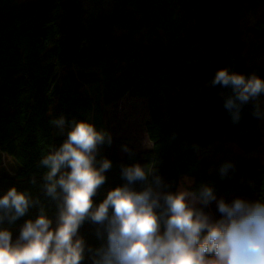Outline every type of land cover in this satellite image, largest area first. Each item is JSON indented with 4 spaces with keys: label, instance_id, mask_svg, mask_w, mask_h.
Returning a JSON list of instances; mask_svg holds the SVG:
<instances>
[{
    "label": "trees",
    "instance_id": "16d2710c",
    "mask_svg": "<svg viewBox=\"0 0 264 264\" xmlns=\"http://www.w3.org/2000/svg\"><path fill=\"white\" fill-rule=\"evenodd\" d=\"M245 1L117 0L107 14L87 21L79 0H0V152L18 164L16 174H0V195L15 186L38 198L54 218L55 204L42 191L40 160L66 133L51 121L63 116L66 127L83 120L105 131L104 108L129 96L147 103L151 146L136 151L112 137L111 145L100 147L97 161L107 158L112 167L96 203L125 183L121 166L136 163L155 167L167 191L176 192L189 177L190 190L211 186L217 200H264V163L255 155L263 143L257 106L243 104L234 120L225 108L231 88L211 83L222 68L264 79V67L245 58L239 16ZM221 143L244 155L211 161L207 149ZM225 164L232 167L222 176ZM196 207L221 218L216 201ZM37 215L32 207L12 224L5 221L13 242ZM79 235L93 249L102 243L89 221ZM82 264H92L87 252Z\"/></svg>",
    "mask_w": 264,
    "mask_h": 264
},
{
    "label": "clouds",
    "instance_id": "9594fccd",
    "mask_svg": "<svg viewBox=\"0 0 264 264\" xmlns=\"http://www.w3.org/2000/svg\"><path fill=\"white\" fill-rule=\"evenodd\" d=\"M211 83L231 88L225 108L234 120L249 102L256 104L254 114L260 116L264 79L222 68ZM51 123L64 132L63 116ZM111 143L110 133L73 120L66 139L42 157V191L55 204L54 218L38 198L15 186L0 195V264H82L86 252L92 264H264V200L236 198L227 203L217 200L208 185L167 191L155 167L136 163L122 165L125 183L96 203L94 197L106 182L104 173L112 167L107 158L97 161V155L101 146ZM123 151L131 153L127 147ZM231 167L222 165L220 174L227 175ZM31 182L35 184V178ZM213 201L221 213L217 220L196 207ZM32 207H38L37 217L23 223L13 242L5 221L12 224ZM86 221L96 225L102 241L95 249L79 235Z\"/></svg>",
    "mask_w": 264,
    "mask_h": 264
},
{
    "label": "rangeland",
    "instance_id": "374dc122",
    "mask_svg": "<svg viewBox=\"0 0 264 264\" xmlns=\"http://www.w3.org/2000/svg\"><path fill=\"white\" fill-rule=\"evenodd\" d=\"M79 1L88 21L107 14L117 0ZM239 16L246 61L250 66L264 67V0H249L240 4ZM258 110L263 143L255 155L264 163V94L259 97ZM147 120L148 108L143 99L126 96L120 102L104 108L105 131L110 133L111 137L129 142L136 151H143L151 146L145 129ZM68 128L65 126L63 133H67ZM58 131L61 133L59 128ZM207 154L215 163L234 161L244 155L243 151L230 143L214 144L207 149ZM17 169L16 161L6 153L0 152V174L14 175ZM191 184L192 179L183 177L178 189L181 187L189 189Z\"/></svg>",
    "mask_w": 264,
    "mask_h": 264
}]
</instances>
